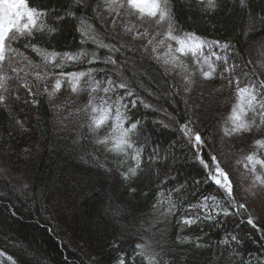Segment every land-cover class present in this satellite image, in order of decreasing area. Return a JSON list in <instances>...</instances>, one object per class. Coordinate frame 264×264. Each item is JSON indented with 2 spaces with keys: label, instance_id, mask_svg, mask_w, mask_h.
I'll return each mask as SVG.
<instances>
[{
  "label": "trees",
  "instance_id": "obj_1",
  "mask_svg": "<svg viewBox=\"0 0 264 264\" xmlns=\"http://www.w3.org/2000/svg\"><path fill=\"white\" fill-rule=\"evenodd\" d=\"M163 1L175 29L209 43L210 53L229 54L235 67L220 76H253L250 57L259 64L264 50V0ZM25 3L37 27L18 35L14 44L35 68V116L23 127V136L17 119L0 106V172L30 190L37 204L29 206L0 179V254L12 264H45L39 258L48 264H117L119 258L125 264H264L263 233L239 205L230 171L219 160L229 174L228 188L223 175L214 174L217 154L207 145L206 153L201 150L203 139L216 135L215 111L199 110L197 97L182 95L139 47L120 44L123 37L96 17L98 0ZM87 31L93 39L84 38ZM115 53L118 59L131 57L141 75H133L135 68L128 64L117 66ZM39 71L44 83L36 81ZM74 73L81 77L74 96L45 80ZM220 76L215 73L205 82L223 83ZM134 80L156 96L147 97ZM110 84L116 89L109 90ZM219 93L212 91L209 97L215 95L212 104L221 112ZM92 95L97 112L90 107ZM189 116L199 121V129ZM218 122L226 127L225 117ZM183 125L202 138L198 148L192 144L196 158L175 161L173 168L154 160L142 132L156 128L155 145L179 140L182 153ZM257 133L264 137V125L260 132L243 135L249 138L240 150L243 156L251 154L249 143ZM85 154L92 155L95 169L89 173L98 182L83 196L72 173L84 171L76 162L88 163ZM255 168L264 180V168L258 163ZM217 177L219 186L213 180ZM109 193L123 209L117 221L121 225L100 229ZM211 203L224 209L209 214ZM4 257L0 255V264H10Z\"/></svg>",
  "mask_w": 264,
  "mask_h": 264
},
{
  "label": "rangeland",
  "instance_id": "obj_2",
  "mask_svg": "<svg viewBox=\"0 0 264 264\" xmlns=\"http://www.w3.org/2000/svg\"><path fill=\"white\" fill-rule=\"evenodd\" d=\"M21 2V0H0V106L7 109L12 117L17 119L18 123L16 124L22 131L23 127H29L28 123L35 116L37 97L35 95L37 91L33 90V80H35L36 75L33 74L32 70H35V68L32 70L30 69L28 65L29 61L26 62L24 60V50L14 44L18 34L23 35L22 31L28 29L27 20L25 22L23 21V12L25 11L20 7ZM158 2L157 0H98V3L94 6V10L97 15L96 17H98L101 22L105 21L108 26L110 25L114 28L117 36L123 37V39H119L120 44L127 47H139V49H141L140 51L144 53L147 58L151 59L152 62H155L161 68L169 81L175 84L176 87H179L178 91L180 90L182 95L188 97L196 96L199 110L210 109L215 111L217 115L216 135L212 140H208L207 138L203 139L204 144L201 146V150H203V153H206L205 146L207 145L210 153L217 154L224 167L230 171L235 183V197L238 199L239 204L245 207L246 213L252 218L253 222L261 228V232L264 236V180L255 170L252 159L241 154L240 150H243L242 146L245 145L246 141H249V138L244 137L243 134H241V129L237 127L238 124H240L241 127L246 126L247 119H249L248 116L244 114L240 115L238 113L239 111L244 112L246 109L248 110L250 108L253 110L254 107H258L259 111L262 114L264 113V97L259 96L253 100L255 93L241 92L240 95L243 100L236 105L233 116H231L232 120H230V125L226 128L223 125L221 126L218 121L220 118L223 119L224 117L225 126L227 125L228 109H226V107L229 104L230 94L220 81L212 82V84L205 82L202 77L208 76L207 74L210 69L213 68V63L205 59L198 61L195 57L193 58L192 54L200 47V40L192 35L181 34L182 37L180 35H170L167 30H165L168 26L171 28L173 27L168 6L166 7L163 0H158ZM155 14L156 16L153 17ZM11 36L13 37L7 45L5 41ZM83 36L88 40L93 39L89 31L83 33ZM260 42L264 44V39ZM2 47H4V51H2ZM116 54L117 53L114 55V59H117V66L122 65L121 62L128 64L136 69L131 70L133 75H141L140 69L136 67L135 61L131 57L126 55L120 56L118 59ZM259 55L261 58L259 64L252 56L249 57L250 62L256 67L257 72L264 80L263 49L260 51ZM195 59L199 67L197 64L193 63ZM106 60H108V58H106ZM39 64H41V60H39ZM51 70L53 71L52 68ZM125 71L126 70L121 73L124 75L126 73ZM45 80L52 81L54 77L50 79L45 77ZM36 81H42L44 83L41 71H39ZM132 83L135 88H139V90L145 92L147 97L151 98L156 96L144 83L135 82V80ZM68 86L69 84L67 83L65 89L68 90ZM106 87L111 91L116 89L114 84H110ZM212 91L220 92L218 97H221L216 102L223 106V111L221 112L216 110V106L212 104V101H215L212 99L215 95H211L212 98L209 97V93ZM244 101L245 104H242ZM194 119L195 117L189 116L187 120H189L190 124L192 123L195 125L194 123H197L198 125L199 121ZM197 128H200L199 125ZM186 131L187 133L190 132L189 126H186ZM157 132L158 130L156 128L147 129L142 132L147 145L151 147V157L154 160L163 162V165H169L170 168H173L172 164H174L175 161H179L182 164L185 162L181 160L188 156L191 157L194 155V158H196L193 146L184 133L183 140L185 150L180 153L177 149L179 145H181L179 140H174L164 145H155L153 134ZM22 134L25 136L26 132L22 131ZM185 140L188 141L189 144H187L188 142ZM188 145L192 151L187 147ZM162 148L166 151H163ZM83 159L87 160L88 163H76H78L84 171L79 170L73 172L72 180L74 187H79V189L82 188L84 190V196L90 193V190L95 187V183H97L98 180L93 173H89V171L95 169V166H93L94 163L91 162L92 155L85 154ZM167 171L168 175H175L169 172L170 170ZM166 174L160 177L161 181ZM0 179L4 180L9 185V189L17 194L20 199L29 204V206L37 204L36 198L34 201L32 200L30 190L19 186L7 173L0 172ZM192 182L195 184L196 181L193 180ZM185 186L186 182L182 184L181 188ZM219 210H221L220 205L214 208L212 206L208 212L214 213ZM43 211H45L44 208ZM121 213H123L122 207L117 202H114L112 194L110 195L109 193L102 214L104 223L99 221V228L102 229L106 225H109L112 229L119 227L121 224L117 221H119V215ZM18 242L27 253L32 254L29 248L20 241ZM39 259L45 264H48L45 259ZM116 261H118L117 264H125L121 258Z\"/></svg>",
  "mask_w": 264,
  "mask_h": 264
}]
</instances>
